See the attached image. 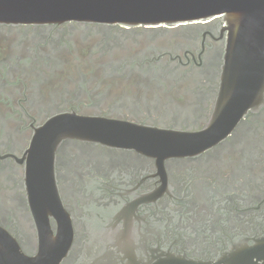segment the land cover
<instances>
[{"label":"flooded vegetation","instance_id":"1","mask_svg":"<svg viewBox=\"0 0 264 264\" xmlns=\"http://www.w3.org/2000/svg\"><path fill=\"white\" fill-rule=\"evenodd\" d=\"M225 40L220 19L0 24V228L24 256L58 233L51 218L37 229L27 200L35 129L75 113L200 131L219 95ZM54 175L71 224L51 255L58 264H264V105L193 157L65 140Z\"/></svg>","mask_w":264,"mask_h":264},{"label":"water","instance_id":"2","mask_svg":"<svg viewBox=\"0 0 264 264\" xmlns=\"http://www.w3.org/2000/svg\"><path fill=\"white\" fill-rule=\"evenodd\" d=\"M213 19L224 23L226 40L219 95L207 125L182 132L75 113L49 118L35 129L24 153L25 189L37 229L47 231L51 218L58 233L29 258L0 228V264L59 263L51 255L71 228L54 175L61 142H91L162 159L193 157L223 141L248 112L264 105V0H0V24L12 26L82 22L158 28Z\"/></svg>","mask_w":264,"mask_h":264}]
</instances>
